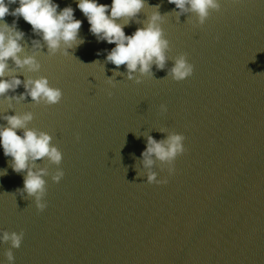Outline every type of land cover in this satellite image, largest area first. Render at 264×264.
I'll return each mask as SVG.
<instances>
[{"label": "clouds", "instance_id": "clouds-1", "mask_svg": "<svg viewBox=\"0 0 264 264\" xmlns=\"http://www.w3.org/2000/svg\"><path fill=\"white\" fill-rule=\"evenodd\" d=\"M146 0H111L110 4L101 3L100 0H77V7L82 11L90 25L89 31L98 41L113 44L114 47L107 52V61L117 67L126 65L128 79L134 78V73L150 75L151 68L155 65L163 69L167 60L169 41L164 35L162 28L163 15L159 6L152 12L147 23L138 27L133 33L126 34L125 27L130 19L136 17L145 7ZM174 4L181 13H194L198 22L202 25L209 17L212 10L221 8V0H168ZM17 4L14 9L10 5ZM60 8L56 0H0V21H4L6 15L22 17L31 25L34 33L40 34L46 42L50 53L55 54L63 51L68 54V49L83 43L78 38L79 30L83 21L76 18L72 6ZM125 22H121V21ZM17 21L11 25L7 22L0 23V95L10 90L15 91L23 84L25 92L16 99L30 96L37 103L43 101L51 105L58 103L62 98V90L50 85L46 76L38 79L22 81L19 77L4 79L8 69L9 59L13 60L18 67L27 66L32 71H38L41 67L35 56L24 55L23 39L24 32L16 27ZM39 45V41H34ZM194 71V66L187 60L185 54L178 56L171 68V76L180 81ZM139 83V77H136ZM111 82V81H110ZM11 99V98H9ZM166 111V106L161 105ZM7 121L6 125H0V148L3 154L11 157L10 166L16 173L26 172L22 190L29 196L34 197L36 207L39 210L46 208L43 199L46 194L47 170L35 169V162L40 158H47L51 163L59 165L63 154L61 150L51 143L52 136L48 132L37 131L29 128L28 124L33 120V114H10L0 117ZM22 131V134L20 132ZM185 137L181 133H172L166 140L158 141L152 136L147 139L146 148L141 155L144 157V165L149 168L153 165V155L160 161L167 162L169 174L175 171L174 161L186 149L183 143ZM6 170H0V175H5ZM64 176L62 169L58 168L52 179L59 182ZM149 183H167V179H157L155 172L149 171L147 175ZM24 233L3 231L0 233V241L10 242L12 248H19ZM9 264H14V254L9 248L6 252Z\"/></svg>", "mask_w": 264, "mask_h": 264}]
</instances>
